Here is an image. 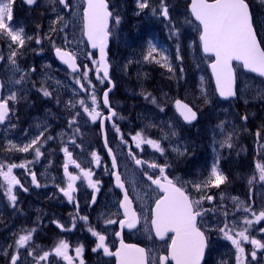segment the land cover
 <instances>
[{
    "label": "rangeland",
    "instance_id": "374dc122",
    "mask_svg": "<svg viewBox=\"0 0 264 264\" xmlns=\"http://www.w3.org/2000/svg\"><path fill=\"white\" fill-rule=\"evenodd\" d=\"M109 2L114 12L111 29L113 37L111 63L115 75L121 76L122 73H126L122 69L123 61H127L128 66L136 70H143L144 66L149 65L160 66L157 81L161 79V82L157 89L150 91L142 85H137L127 94L129 98L127 108L130 110L127 117L132 120V123L122 130V118L117 117L116 122L119 124L115 125L118 127L108 126L110 146L117 157L121 158L123 171L130 175L129 185L139 200L137 208L142 215V225L134 238L147 245L151 264H159L161 253H166L169 249L170 241L158 242L153 237L151 231L153 196L140 182L141 173L135 164L127 158L128 150L161 154L147 144L141 145V148L136 147L132 137L137 132H142L145 138L160 142L165 149V152L161 154L165 161L173 162L172 166H176V163L180 165L178 169L181 173L177 178L182 185L187 186L196 194V199H200L201 196L213 197L212 200L203 199L197 208L203 213L202 223L205 229L211 232L212 247L206 264H237L235 246L219 231L225 223L234 227L235 231H240L244 227V218L252 219L254 222L248 226L247 234L250 240L256 239L264 243V231H261L264 229V220L257 223L252 215L253 212L259 214L264 210V181L260 180L259 174L256 184H263V187L254 190L258 187L254 185L252 189L246 190L250 184L247 177L238 170L229 172V161L245 156V151H241L243 145L244 148L250 149L254 142H259L260 136L255 137L254 135L259 133L258 130H253V137L246 135L248 124L245 120L254 122L258 119L264 122V80L245 73L241 67H237L239 82L237 100L223 102L217 96L213 85L209 86L212 84L208 70L210 58H206L201 52L200 27L189 15L188 3L184 7L182 0H165L169 9V18L165 19L159 14L160 0H150V8L143 11L137 7L136 0H109ZM69 5L70 8L66 11L59 0H39L37 6L40 9L38 11L29 10L24 13L22 1L14 0L11 24L14 30L23 28L25 37H32V39H26L25 45L18 49V46L8 37L0 35V56L4 58L0 73L6 81L3 98L15 92L17 100L9 102L18 112L3 127L0 135V164L5 165V171L9 164H26L25 168L17 167L12 172L23 185V188L19 185L13 188L17 197L15 205L20 201L25 203V213L27 212L26 206L37 210L43 208L44 218L49 220L48 222L43 221L45 226H49L51 220L57 222L59 218L48 209V206L39 202L43 200L47 205L53 206L56 204L55 195L58 190L65 188L68 184V179L56 177L54 156L57 151H62L67 147L68 150L79 152L74 155V159L81 165L80 168L73 165L68 168V172L71 171L72 175L81 177L75 181L74 185L80 195L90 196L88 180L81 173L82 167L92 173H97L93 178L94 182H97L98 177L101 178L108 173V171L103 172L102 166L100 167V164H103L101 157L97 165L92 153L84 154V152L102 150L99 130L101 118L93 122L77 101L84 99L91 107L89 97L94 92L98 101V110L103 115L105 109L101 95L106 84L97 79L95 71L97 65L92 63L93 60H97V57L88 49L83 37V0H70ZM254 6L256 21L264 33V0L254 1ZM152 7L157 8L156 14L152 13ZM58 17L63 19L58 23H53ZM116 17L120 18L118 24ZM53 28L56 31H52ZM149 42L157 48V52L153 54L157 60H160V53L168 58L167 63L171 65V71L163 66L165 63L163 60L157 63L155 60L144 59ZM65 45L67 49L76 52L80 58L82 56L83 67L87 65V80L83 79L82 75L75 77L69 71L56 67L58 62L53 57L52 50L61 46L66 48ZM177 46H179V52H177ZM12 50H17V56L19 52H29L28 57L31 59L25 71H17V62L15 67L11 65L8 57ZM128 56L131 58L130 61L126 59ZM85 70L84 67L83 72ZM20 74L24 76V79L17 84L15 81L21 80ZM78 79L84 88L77 83ZM88 81H91V84ZM146 81L147 74H145L144 83ZM42 87L51 92V95L44 96L40 90ZM146 95L148 98H145ZM152 96L156 103L152 102ZM178 98L186 100L198 110L200 119L196 124H184L176 113L174 104ZM205 100L208 102L205 103ZM69 102L75 107H70ZM113 102H115V107L120 108L116 96H113ZM77 113L79 115H76ZM119 114L121 115V111ZM73 116H75V123L70 126L69 120ZM244 117L247 118L244 119ZM261 125L264 126V123ZM41 132H44V136L38 144L41 152L38 158L34 148L28 152L10 148L9 142L23 147ZM173 132L175 135L172 134ZM228 134H231L232 146L221 147V142ZM235 135L245 136L238 138ZM174 149H179L184 154L180 155ZM151 159L158 161L159 158L152 156ZM214 163H217L219 171L227 177L225 183L218 188L210 186L197 192L192 185L207 180ZM179 170L175 171L179 172ZM62 171V175L66 176L64 166L60 168V172ZM32 173L35 174L39 186L32 183ZM249 181L253 182V177ZM235 183L238 184L234 187ZM104 187V184L98 187L101 199L98 212L103 223L117 214L118 207L117 202L111 197L112 189L104 191ZM24 188L27 191H24ZM233 197L237 199L234 200ZM14 206L8 199L6 182L0 176V264H10L13 255L18 256L19 264L28 258H30L28 261L37 264L39 257L45 252H49L50 255L46 260H39V264H57V260L61 257L52 252L53 248L42 247L40 244L31 248L34 239L26 245L30 247L17 248L16 240L20 235L26 234L29 229L23 218L12 220V226H9L10 222L5 225L6 211L8 212ZM246 208L250 211H245ZM94 219L96 217L93 215L92 221ZM44 240L46 243L54 241L49 237ZM250 240L242 241V247L245 249L242 264H264V249H254ZM254 250L256 257L253 259L251 253ZM63 262L64 259L61 260V264Z\"/></svg>",
    "mask_w": 264,
    "mask_h": 264
},
{
    "label": "snow or ice",
    "instance_id": "6c2138e0",
    "mask_svg": "<svg viewBox=\"0 0 264 264\" xmlns=\"http://www.w3.org/2000/svg\"><path fill=\"white\" fill-rule=\"evenodd\" d=\"M136 2L137 7L141 11L148 9L151 6L150 0H136ZM13 3L14 0H0V35L8 37L12 43L18 46L19 49L25 45L26 39L31 40L32 37H25L23 28L14 30L11 24L13 20ZM26 3L32 5L35 3V0H26ZM59 3L68 7L66 0H59ZM86 4L87 6L84 8L83 12L84 34L87 36L92 48H99V60H93L92 63L98 65L95 69L97 79L103 83L104 79L109 78V65L107 63L105 49L109 35L108 21L109 17L112 16V13L108 10L106 0H86ZM190 10L191 14L197 21H199L200 26H202L199 40L202 43L203 51L205 53L215 54V62L212 63L211 67L213 74L216 77L217 89L220 96L231 97L235 95L232 89L234 80L233 68L231 65L232 60L242 61L244 68L264 76V49L260 47V44L257 41L256 30L253 27L252 15L247 0H212V2H209V0H191ZM151 11L153 14H156L157 8L152 7ZM159 14L165 19L169 18V9L165 0H160ZM62 19V17H58L57 21H54L53 23H58ZM115 20L117 24L120 22L119 17H116ZM52 31H56V29L53 28ZM37 43H39V39H37ZM9 47L11 48V44ZM55 51L56 55L67 64L73 72L79 70V65L76 63V56L72 52L65 51L59 47H57ZM156 52V46L149 42L148 51L144 56V59L155 60L157 63H160L161 60H163L165 61L163 66L168 67L171 71V65L167 63L168 58L164 56L163 53H160V60H157L153 55ZM177 52H179V46H177ZM16 56L17 50H12L8 57V60L13 67L16 66ZM2 59L4 58L0 56V60ZM85 68L86 70L82 73V77L87 80V66H85ZM32 71H34V69ZM23 79L24 76L22 75L21 80L15 81V83L19 84ZM88 82L91 84V81ZM77 83H80L79 79L77 80ZM80 86L81 88H84L82 83H80ZM0 87H2V85H0ZM40 90L46 97L51 95V92L46 88L42 87ZM110 90L111 89H108L103 94V104L105 106H109L108 92ZM145 98H148V96L146 95ZM89 99L91 100V107L88 106L84 99H80L77 103L83 108L84 113L95 122L98 118L102 117V113L98 110V101L94 92ZM16 100L17 94L15 92H11L7 98L0 97V123H3L9 115V101L15 102ZM152 102L156 103L154 97L152 98ZM207 102L208 101L205 100V103ZM175 103L176 108L184 121L191 123L197 118V113L193 111L188 104L183 103L180 100H177ZM69 106L75 107L71 102H69ZM76 115H79V113ZM115 115L116 113L110 110L107 119H111ZM246 118L247 117H244V119ZM73 123H75V116L69 120L70 126ZM117 131H119L118 128ZM172 134L175 135L174 132ZM257 135H259V133H257ZM43 136L44 132H41L35 139L23 147H18L9 142L10 148L20 152H28L30 149L34 148L38 158L41 155L38 144ZM48 139H51V137H48ZM132 140L135 142L137 148H141V145L147 144L161 154L165 152V149L161 146L159 141L145 138L142 132H137L132 137ZM230 141L231 134H228L225 140L221 142V147H231L232 145ZM105 144H107V141H105ZM63 151L67 157L64 171L65 175L68 177V184L66 188H60V191L63 192L69 201H72L73 192L75 191V181L81 177L69 173L68 164H75L77 168H80V165L76 164L72 159V154L68 151L67 147H65ZM174 151H177L180 155L184 154L180 152L179 149H174ZM109 154H111V149H109ZM129 154L135 157V154L132 153L131 150H129ZM92 157L97 165H99L100 157L95 152L92 153ZM135 163L137 165L147 164L148 168L158 169L160 172V177L156 179H153V176L149 175L147 172L144 173L147 179L151 181L153 185H156V187L162 192L160 198L155 201V208L153 210L154 218L152 219V224L155 226L156 236L163 240L169 231L175 234L171 238L168 254L159 257V264H168L169 260L174 261L175 264H200L207 242L204 232L197 227L196 223L197 217L202 216L203 213L196 209L200 206L203 199L206 198L212 200L213 197L201 196L200 199L191 198L183 187H177L176 183H174L173 180L168 179L164 174L165 168L168 167V165L161 166L155 162L149 163L147 161H142L141 159H135ZM112 166L113 168L116 167L115 156L112 158ZM17 167L25 168L26 164H9L7 165L6 171L4 170L5 165L0 164V176H2L6 182L7 196L13 206L17 200L13 188L17 185L23 188L20 181L12 174L13 169ZM256 167L260 173V180L264 181V164L258 163ZM81 173L83 174V177L88 180V186L98 191L97 184L99 182H94L91 179L92 172L90 170L81 169ZM31 175L32 183L37 184L35 174L32 173ZM114 175L117 186L123 189L124 184L121 181L119 173L116 172ZM226 179L227 177L219 171L217 163H214L207 180L201 183H195L192 187L197 192H201L203 189L210 186L217 188L220 187L221 184L225 183ZM37 186L39 185L37 184ZM24 191H27V189L24 188ZM233 199L236 200L237 198L233 197ZM93 202H95V196H93ZM121 207L124 208L125 216L124 220L119 221L121 227L123 228L126 225L128 228H134L137 223V215L131 208V200L128 197L127 191L124 193V200L121 202ZM245 211H250V209L246 208ZM225 215H227V213H225ZM252 215L257 223L264 220V210L259 214L253 212ZM80 219L87 221L88 218L85 216L80 217ZM253 222L252 219L245 217L243 220L244 227L240 231H235L234 227H230L228 223H225L224 227L219 229L224 237L231 241L232 245L235 246L237 251V264H242L245 252L244 247H242V241L250 240L247 230L248 226H251ZM105 223L113 224L116 223V221L107 220ZM58 226L63 228V225ZM88 230L93 236L98 238V242L93 251L102 249L105 255L117 257L118 264H145V250L143 248H138L135 245H125L123 241H121L120 248L117 249L116 252H111L105 243L106 237L104 235L95 231V229L91 227ZM261 231H264V229H261ZM33 232H35L34 228L27 231L26 234L20 235L15 242L17 248L26 246L28 242L32 240ZM117 235H119V233H117ZM250 242L254 246V249H264V243L261 241L251 239ZM68 249L69 244L64 240H60L52 249V252H54L56 256L63 257L68 264H73V257L68 254ZM75 251L77 257H79L83 251L82 246L77 247ZM49 255V252H45L43 256L39 257V260H46ZM251 255L254 259L256 257V251L254 250ZM17 259L18 256L13 255L12 264H16ZM39 260L37 264H39ZM79 264H84L82 259L79 261Z\"/></svg>",
    "mask_w": 264,
    "mask_h": 264
},
{
    "label": "flooded vegetation",
    "instance_id": "af4514ba",
    "mask_svg": "<svg viewBox=\"0 0 264 264\" xmlns=\"http://www.w3.org/2000/svg\"><path fill=\"white\" fill-rule=\"evenodd\" d=\"M38 3H39V0L35 1V3H33V5L30 7L25 6L24 13L26 11H29V10H37L38 11L40 9V7L37 6ZM67 4L68 5L70 4V0H67ZM69 8H70V5L68 6V9L66 11H68ZM65 47L66 48H64V49H67L66 45H65ZM61 48H63V46H61ZM72 52L78 58L79 63H80V67L82 69L80 74H73V75L75 77H79L82 75L84 67L87 65L85 64V60H84L85 65L83 67V60H82L81 53H80V56H81V58H80L76 54V52H74V51H72ZM19 53H20L19 56L16 57V62H17L16 69L18 72H21V71H25L27 69L29 59H31V57L30 58L28 57L29 56L28 51L23 52V53L19 52ZM3 63H4V60L3 59L0 60V69L3 67ZM56 67H59L61 69L68 71L66 68H64L62 66H58V64ZM20 76H22V74H20ZM0 79L3 83V92H4L5 86H6V81H5V77L1 73H0ZM117 101L119 102V98H117ZM114 103L115 102H113V97L111 96V104L116 109L117 114H118V111L121 110V104L119 102V105H120V108H119V107H115L116 105ZM9 107H10V117L8 118L5 125H7L11 121L14 114L16 115L18 113L16 111V108H14L12 106L11 102H9ZM245 122L248 124V127H247L248 134H246V135H250L251 137H253V135H252L253 130H258L259 136H260L258 139L259 142H257V143L254 142L253 143L254 145L250 149H246V147L244 148V145H243V150H241V151H245L244 152L245 156L244 157H242V156L237 157L236 160H232L231 162L229 161V163H230L229 172L230 171L234 172L235 170H238L240 173H242L243 175H245L247 177V180L249 183H250L249 180L253 177V182L251 181V183L246 188V190L250 189V188L252 189V187H254V185L258 186L256 188H254V190H257L258 188L260 189L263 187V184H259V185L256 184V182L258 180L257 176L260 174L256 165L258 163L264 164V126L261 125L264 122H262L258 119H256L254 122L249 121V120L248 121L245 120ZM5 125L0 126V135H1L3 127ZM254 135L256 137L257 133H255ZM235 136H237L238 138H241L242 136H245V135H241V136L235 135ZM108 141L110 144L111 141H110L109 137H108ZM246 143H249V142H246ZM68 151L71 152L72 159L75 161L74 155L79 153V152L74 151V150H68ZM94 152L99 157L102 158L101 161L103 162V164H100V167L102 166L103 172L108 171L107 175L102 176L101 178L100 177L97 178V181L99 182L97 184V188L101 184H104L105 185L104 191L106 189L107 190L112 189L113 194H111V197H113L114 200L117 202L118 207H117V214L113 218H111L110 220H114V221H116V223L106 224L105 222L104 223L102 222V220L99 217V212H98V205H100V200H101L100 199V192H99L100 189H98V191H97L96 189L89 187V195H90L89 197H86V195H80L75 189V191L73 192V199H72V201H69L68 198L59 189L57 194L55 195L56 204H53V206L47 205L46 202L41 200L39 203H41L44 206H48V209L51 210L52 212H54L56 214L57 218H59V220L57 222L51 220V222H49L50 223L49 226L48 225L45 226L43 223V221L48 222L49 220L47 218H44V209L42 207H41L42 210H37V209L31 208L29 206H26L27 212L25 213V211H24L25 203H21L22 201L18 202L13 208L9 209L8 212L6 211V214L4 216L5 225H7L10 222L9 226H11L12 220H17V219L21 220L23 218V220L25 221L29 230H31V228L35 229V232H33V234H32V239H34V242H33V244H31V248H33L34 246H39V244H40L42 247L46 246L47 248L51 249V248H54L55 245L60 240L66 241L69 244L68 254L73 257V264H79V261L81 259L83 260L84 264H115L116 263L115 259L113 257H108L107 255H105L102 249H99L97 251H93V249L95 248V246L98 242V238L93 236L92 233L88 229L91 227V228L95 229V231L104 235L106 237L105 243L108 246L109 250L111 252L115 251L118 247L117 233L119 230V221L123 220V218H124L123 212L121 210V202L123 200L124 193L121 190L116 189L114 187V180L112 177L111 161L108 158V153L103 149V147H102V150H99V151L96 150ZM131 152L135 154V157L130 155L129 150H128L127 151V158L132 160V162L135 164L138 171L141 173L140 182L144 185L146 190L151 192V194L153 196V200L151 201L152 207L155 205V201L160 198L162 193H161L160 189H158L156 187V185H153L151 183V181H149L147 179V177L144 175V173L147 172L149 175L153 176V179H156V178L160 177V172L158 169L148 168L147 164L137 165L135 163V159H141L142 161H147L149 163L155 162L161 166L168 165V167L165 168V173H164L168 177V179L173 180V182L176 183L177 186L183 187L184 190L189 194V196L191 198L196 199V194L193 193L187 186L182 185L177 178V176L181 173V170L178 169V166H180V165H178L176 163V166H172L173 162L165 161L163 159L164 158L163 155L157 154L155 152L137 151V150L131 151ZM89 153H93V152H84V154H89ZM152 156L155 158H159L158 161L157 160L153 161L151 159ZM54 157L56 158V161H55L56 177L68 179L67 176L62 175L63 171L60 172V168H62L65 165V163L67 162V157L65 156L64 151L63 150L57 151L56 156H54ZM116 157H117V155H116ZM117 161H118V164L120 167V174L122 175L123 181L125 183V190L127 191V194L130 197V199L132 200V202L134 203L135 209L139 213L140 219L142 220V215L138 211V208H137L138 201H139L138 197L135 196L133 189L129 185L130 175H128L126 172L123 171V168L121 166L122 160L120 157H117ZM75 162H76V164H79L77 161H75ZM73 165L76 167L75 164L69 163L68 168L70 166H73ZM82 169L85 170V168H83V167H82ZM175 170H179V172L175 171ZM96 175H97V173L93 172L91 179L93 180V178ZM237 184L238 183H235L233 186L235 187V185H237ZM93 196H95V202H93ZM249 200H252V199L249 198ZM62 203H64V204H62ZM39 206H41V205H39ZM196 210L200 211L198 209H196ZM93 215L96 217V219H94L92 221ZM151 215H152V208H151ZM85 216L88 218L87 221L80 219V217H85ZM0 218H1V215H0ZM202 219H203V215L197 217V225L206 234V236L208 238V242H209L211 240V237H210L211 232L209 233V231L205 229V226L202 223ZM17 223H14V224H17ZM30 223H32V224H30ZM41 224H42V226H41ZM58 225H63V228L59 227ZM136 234H137L136 232H124L123 233L124 241L136 242L135 238H134V235H136ZM48 237L51 239H54V241H51L50 243L49 242L46 243L44 239H46ZM50 245H52L53 247H51ZM80 246H82L83 251H82L81 255L79 257H77L75 249L77 247H80ZM28 247H30V246H26V248H28ZM211 247H212V244H210V242H209L207 255L209 254ZM29 259L30 258L26 259V261L21 263V264H34L31 261H28ZM61 260H63V257H61L60 259L57 260V264H61ZM64 263L68 264V262H65V260H64L63 264ZM10 264H12V258H11ZM16 264H19V263L16 261Z\"/></svg>",
    "mask_w": 264,
    "mask_h": 264
},
{
    "label": "water",
    "instance_id": "95a60500",
    "mask_svg": "<svg viewBox=\"0 0 264 264\" xmlns=\"http://www.w3.org/2000/svg\"><path fill=\"white\" fill-rule=\"evenodd\" d=\"M23 1H24V3H25L26 5H29V4L26 3V0H23ZM84 2H85V7H86V6H87V4H86V0H84ZM209 2H212V0H209ZM106 3H107V5H108V10L111 12V10H110V5H109V3H108L107 0H106ZM190 4H191V0H190L189 5H188L189 12L191 13V10H190ZM62 6H64V5L62 4ZM249 10H250V7H249ZM83 12H84V11H83ZM250 12H251V11H250ZM111 13H112V12H111ZM191 15H192V14H191ZM251 15H252V14H251ZM192 18H193V19L199 24V21H197L193 15H192ZM111 20H112V16L109 17V21H108V32H109V35H108L107 45H106V49H105V51H106V59H107V63H108V65H109V78H108V79H104L108 86L104 89V91H103V93H102V103H103V94H104V92L107 91L108 89H111V90L108 92L109 106H105V105L103 104L104 108L108 111V113L105 114V115H103V116L101 117V120H100V131H101L102 143H103V145H104V148H105V150L108 152V156H109L110 159L112 160V158H113V156H114V153H113L112 149L109 147L108 142H107V144H105V141H107L106 123H107V121H112V119L114 118V116H113L111 119H107V117H108L109 114H110V110L115 112V110H114V109L111 107V105H110V95H111V93L113 92V90H114V88H115V83H114V81H113L112 78H111V67H110V64H109V55H108V50H109V47H110V39H111V34H110ZM252 21H253V19H252ZM199 25H200V24H199ZM83 27H84V18H83ZM200 27H201V30H202V26H200ZM253 27H254V26H253ZM84 33H85V29H84ZM256 36H257V34H256ZM84 38H85V40H86V42H87V44H88L89 49H90L91 51H93V52H96V54H97V61H98V60H99V56H100L99 48H95V49L92 48L91 43L88 41V38H87V36H86L85 34H84ZM257 41H258L259 44H260V41H259V39H258V36H257ZM260 47L262 48L261 44H260ZM262 49H263V48H262ZM201 50H202V53L204 54V56H206V57H213V60H212L211 62H209L208 67H209V70H210V73H211V76H212V79H213V83H214V86H215V90H216L217 95H218L220 98H222L224 101H229V100H231V99H235V98H236V74H235V70H234L233 65H234V63H238V64H241V65L243 66L242 61H237V60H232V61H231V65H232V68H233V77H234L233 84H232V89H233L235 95H234V96H231V97H222V96H220L219 91H218V89H217L216 77H215V75L213 74V70H212V67H211L212 63L215 62V54H214V53H205V52L203 51L202 43H201ZM54 54H55L56 59L59 61V63H60L62 66L68 68L70 71L73 72V70H72L71 68H69L68 65L65 64V63H64V62H63V61H62V60L56 55V51L54 52ZM76 63H77V61H76ZM243 68H244V67H243ZM244 70H246V71H248V72H252V71H250V70L247 69V68H244ZM78 71H79V70H78ZM78 71H76V72H78ZM76 72H74V73H76ZM252 73H254V74L258 75V76H261L259 73H256V72H252ZM101 76H102V72H101ZM261 77L264 78V76H261ZM109 81H110V82H109ZM0 85H1V81H0ZM1 92H2V87H0V97H1ZM179 100L182 101L183 103L188 104L187 102H185V101H183V100H181V99H179ZM188 105H189V104H188ZM189 106H190V105H189ZM190 107H191V106H190ZM191 108H192V107H191ZM175 109H176L177 113L180 115L179 111H178L177 108H176V103H175ZM192 109H193V108H192ZM193 111H195V112L197 113L196 110L193 109ZM9 113H10V112H9ZM180 116H181V115H180ZM181 118H182V120H183L184 123H186V124H193V123H195V122L198 120V113H197V118H196L194 121H192L191 123L184 121V119H183L182 116H181ZM4 122H5V121H4ZM4 122H3V123H4ZM1 124H2V123H1ZM109 149H111V154H109ZM115 159H116V158H115ZM112 167H113V166H112ZM113 170H114V172H113L114 185H115L116 188H118V189H120V190H122V191L124 192V188L121 189L120 187H118L117 184H116V180H115V175H114V173H116V172L119 173L117 162H116V167L113 168ZM119 175H120V174H119ZM120 177H121V176H120ZM121 181H122V178H121ZM122 182H123V181H122ZM123 184H124V183H123ZM123 200H124V198H123ZM121 208H122L123 213H124V208H123V207H121ZM131 208H132V210H133V206H132V204H131ZM154 208H155V207H154ZM153 210H154V209H153ZM153 218H154V213H153ZM137 228H138V223H136V226H135L134 228H128L126 225L122 228L121 225H120V233H119V235H118V238L120 239V243H119V247H118V249H119L120 246H121L122 232H123V230H124V229L135 230V229H137ZM152 231H153V234H154L155 238H156L158 241H165L169 235H173V236L175 235L173 232L169 231V232L167 233V235L164 237V239L162 240V239H160V237L156 236V234H155V226H154L153 224H152ZM123 243H124L125 245H135V246L138 247V248H143V249L145 250V264H148L147 251H146V248H145L144 246L139 245V244H135V243H126V242H124V241H123ZM206 250H207V246H206L205 249H204V254H203L202 259L200 260V264H204V261H205V255H206ZM116 251H117V250H116ZM114 257H115V256H114ZM115 258H116V264H118V262H117V257H115ZM169 261H170L172 264H175L174 261H171V260H169Z\"/></svg>",
    "mask_w": 264,
    "mask_h": 264
},
{
    "label": "trees",
    "instance_id": "16d2710c",
    "mask_svg": "<svg viewBox=\"0 0 264 264\" xmlns=\"http://www.w3.org/2000/svg\"><path fill=\"white\" fill-rule=\"evenodd\" d=\"M183 3L182 5L184 7H186L188 0H182ZM254 1L257 0H247L248 4L250 5L251 11H252V15H253V23H254V27L256 29V32L259 36V39L261 41V44L264 48V33L261 31L260 27H259V23L256 21V9L254 6ZM263 6V5H262ZM264 12V10H263ZM264 18V15H263ZM264 30V29H263ZM112 50H113V44H111L110 50H109V56L112 55ZM128 61L131 60V58L128 56L126 58ZM160 66H157L155 64V67L153 65H149V66H144L143 70H136L133 69L132 67L128 66V62L127 61H123V66L122 69L126 72V73H122L121 76H116L114 77V79L116 80V84H117V94L119 96V98H121L122 102L124 104H126V108L125 110L123 109L121 111V117L118 119L122 118V130L124 128H126L127 125H129L130 123H132V120L127 117V115H129L128 112H130V110H128L127 107H129L128 104V93L130 92L129 90L134 87H137V85H142L144 86L146 89L151 90H155L157 89V87L159 86V82H161V79L157 81V74H158V68ZM145 74H147V81L146 83H144V77ZM213 84H209V86H212ZM153 97V96H152ZM134 108V106H133ZM127 117V119H126ZM115 124H119L118 122L115 121ZM114 126L116 127L117 125ZM118 127V126H117Z\"/></svg>",
    "mask_w": 264,
    "mask_h": 264
}]
</instances>
